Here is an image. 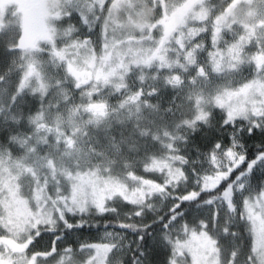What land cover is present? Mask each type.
Masks as SVG:
<instances>
[{
	"label": "snow or ice",
	"instance_id": "snow-or-ice-1",
	"mask_svg": "<svg viewBox=\"0 0 264 264\" xmlns=\"http://www.w3.org/2000/svg\"><path fill=\"white\" fill-rule=\"evenodd\" d=\"M0 264H264V0H0Z\"/></svg>",
	"mask_w": 264,
	"mask_h": 264
}]
</instances>
